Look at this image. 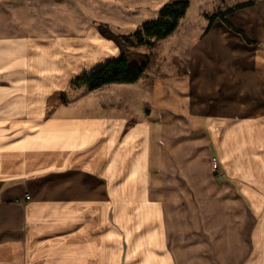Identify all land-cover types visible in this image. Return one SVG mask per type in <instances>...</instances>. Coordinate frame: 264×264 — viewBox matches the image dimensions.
I'll list each match as a JSON object with an SVG mask.
<instances>
[{"label":"crops","instance_id":"1","mask_svg":"<svg viewBox=\"0 0 264 264\" xmlns=\"http://www.w3.org/2000/svg\"><path fill=\"white\" fill-rule=\"evenodd\" d=\"M155 1L0 0V264H264V0L227 16L254 44L220 19L191 43L175 109L47 116L121 55L93 24Z\"/></svg>","mask_w":264,"mask_h":264},{"label":"rangeland","instance_id":"2","mask_svg":"<svg viewBox=\"0 0 264 264\" xmlns=\"http://www.w3.org/2000/svg\"><path fill=\"white\" fill-rule=\"evenodd\" d=\"M170 1L172 0H156L154 6L151 5V2L130 6L125 10H113L114 14L122 17L119 19L122 25L107 26L114 35L124 36L121 34L127 33V30L124 31L123 28L128 29L125 24L129 22L128 20L136 21L137 27L146 20L156 19L163 5ZM189 1L190 7L186 16L180 21L177 30L171 36L159 41L154 48L127 46L131 65L137 67L145 65L146 67L142 78L137 83L111 84L94 91H89L85 87L73 89L68 83L62 88H56L54 94L49 98L50 100L48 99L47 116H52L59 108H64L67 109V112L77 116L124 119L129 127L150 116H157L162 108L169 107L164 104L167 101L171 104L170 107L175 109L177 87L179 86V90L184 93V79L189 66V46L204 35L203 30L209 23L208 16L246 0ZM160 4L161 7L154 9ZM99 24L94 23L92 28L101 35L98 29ZM129 32L132 33V30ZM89 43H93L91 39ZM72 44L74 49L80 46L75 40ZM66 45V42H58L56 48L59 50L62 48L61 46L64 48ZM53 46L51 45L52 49ZM54 50L56 49L54 48ZM73 54L75 53L73 52ZM179 104H181V100Z\"/></svg>","mask_w":264,"mask_h":264},{"label":"trees","instance_id":"3","mask_svg":"<svg viewBox=\"0 0 264 264\" xmlns=\"http://www.w3.org/2000/svg\"><path fill=\"white\" fill-rule=\"evenodd\" d=\"M257 1L247 0L208 16L209 23L203 34L209 31L216 19H220L227 27L241 35L247 44H254L245 37L241 30L231 26L227 20V16L237 10L251 7ZM189 7V0H172L162 7L155 20L144 23L130 36L114 35L107 25L99 24L98 29L100 34L113 40L121 49V55L91 72L83 73L76 77L71 81L70 87L73 89L85 87L89 91H94L111 84L137 83L142 78L146 67L145 65L141 67L131 65L129 60L130 52L127 46L154 48L159 41L168 38L177 30L180 21L186 16Z\"/></svg>","mask_w":264,"mask_h":264},{"label":"built area","instance_id":"4","mask_svg":"<svg viewBox=\"0 0 264 264\" xmlns=\"http://www.w3.org/2000/svg\"><path fill=\"white\" fill-rule=\"evenodd\" d=\"M212 165H213V168H212L213 173L217 174L218 173V161L216 158L212 159ZM27 199H29V197H27Z\"/></svg>","mask_w":264,"mask_h":264},{"label":"bare ground","instance_id":"5","mask_svg":"<svg viewBox=\"0 0 264 264\" xmlns=\"http://www.w3.org/2000/svg\"><path fill=\"white\" fill-rule=\"evenodd\" d=\"M160 6H156L154 9H158ZM109 13L111 14V11H109ZM122 17H119V19H121ZM120 21V20H119ZM136 21H132V22H128V23H125L126 24V27L128 28V29H131V28H133L134 26H136ZM124 24V25H125ZM128 24H130V26H128Z\"/></svg>","mask_w":264,"mask_h":264}]
</instances>
